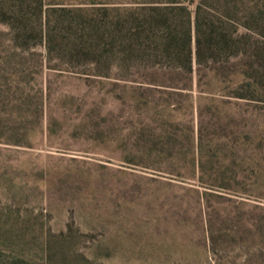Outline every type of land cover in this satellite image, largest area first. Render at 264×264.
I'll use <instances>...</instances> for the list:
<instances>
[{
	"label": "rangeland",
	"instance_id": "1",
	"mask_svg": "<svg viewBox=\"0 0 264 264\" xmlns=\"http://www.w3.org/2000/svg\"><path fill=\"white\" fill-rule=\"evenodd\" d=\"M162 1L0 0V264H264V0L188 74L121 52Z\"/></svg>",
	"mask_w": 264,
	"mask_h": 264
},
{
	"label": "trees",
	"instance_id": "2",
	"mask_svg": "<svg viewBox=\"0 0 264 264\" xmlns=\"http://www.w3.org/2000/svg\"><path fill=\"white\" fill-rule=\"evenodd\" d=\"M183 1L166 0L138 6L130 19L128 16L121 18L117 32L126 62L141 60L147 54L155 64H171L188 74L191 71V40L197 65L204 59L213 62L221 57L236 56L239 40L219 19H212L213 15L204 10L209 0H197L192 15ZM131 21L134 25L129 27ZM143 43L149 52L139 49ZM134 44L138 47L134 48Z\"/></svg>",
	"mask_w": 264,
	"mask_h": 264
}]
</instances>
